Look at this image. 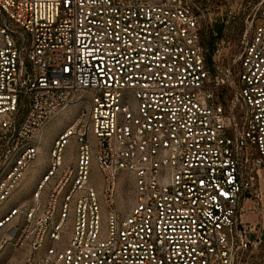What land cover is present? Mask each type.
Listing matches in <instances>:
<instances>
[{
	"label": "built area",
	"instance_id": "obj_1",
	"mask_svg": "<svg viewBox=\"0 0 264 264\" xmlns=\"http://www.w3.org/2000/svg\"><path fill=\"white\" fill-rule=\"evenodd\" d=\"M260 4L231 57L215 26L233 6L217 19L203 0H0V204L47 125L83 103L0 216L1 247L23 264H264Z\"/></svg>",
	"mask_w": 264,
	"mask_h": 264
},
{
	"label": "rangeland",
	"instance_id": "obj_2",
	"mask_svg": "<svg viewBox=\"0 0 264 264\" xmlns=\"http://www.w3.org/2000/svg\"><path fill=\"white\" fill-rule=\"evenodd\" d=\"M264 0H203V3L210 7L214 12L217 19L224 18V14L230 6L235 7L237 16L234 21L222 23L221 20L216 24L215 29L220 38L230 45V56L233 57L240 50V41L246 28V18L254 15V12L260 7V3ZM259 16V13H258ZM83 103H77L59 116L54 118L44 129L43 134L39 140L41 147L40 154L30 170L28 176L25 178L24 183L16 194L0 204V216L7 213L10 208H14L15 202H21L27 199L32 191L34 185L41 176L44 169V163L48 157V152L52 146L53 141L57 138L59 133L69 125L80 112ZM76 144L74 140H70L65 148V155L70 158L74 155ZM92 180L98 186V170L96 166L92 169ZM125 189V180L122 176L119 178L118 193L121 194ZM0 234V240L1 238ZM27 251L25 249H16L12 244L8 243L1 247L0 244V264H23Z\"/></svg>",
	"mask_w": 264,
	"mask_h": 264
}]
</instances>
